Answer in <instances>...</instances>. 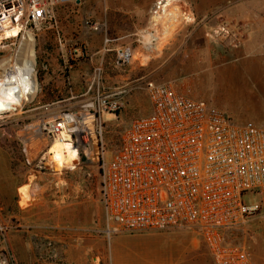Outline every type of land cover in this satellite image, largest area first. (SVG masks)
<instances>
[{"label": "built area", "instance_id": "built-area-1", "mask_svg": "<svg viewBox=\"0 0 264 264\" xmlns=\"http://www.w3.org/2000/svg\"><path fill=\"white\" fill-rule=\"evenodd\" d=\"M53 7L52 0H0V54L25 33L35 37L33 32L49 23L56 26ZM220 30L230 37L229 30ZM58 44L66 64L85 53L81 45L70 48L61 40ZM132 59L131 51L122 48L116 66L124 69ZM102 76L99 66L86 92L89 99L80 109L18 125L16 137L25 156L40 155V142L46 138L51 144L59 140L71 145L78 161L84 158L97 166L108 237L192 229L204 240L214 264H255L247 246L226 235L263 211L261 202L245 199L264 194V127L234 124L218 108L181 93L171 83L147 81L151 112L130 122L108 156L103 116L124 110L126 91L105 92ZM32 105L23 102L0 121L18 110L25 116ZM2 211L0 240L5 243L16 227L2 221ZM8 258L12 260L10 251Z\"/></svg>", "mask_w": 264, "mask_h": 264}, {"label": "rangeland", "instance_id": "rangeland-1", "mask_svg": "<svg viewBox=\"0 0 264 264\" xmlns=\"http://www.w3.org/2000/svg\"><path fill=\"white\" fill-rule=\"evenodd\" d=\"M141 1L147 8L144 17L147 20L144 24L147 28L139 41L132 44V48L136 50L132 62L117 73L103 71L104 90L112 88L115 91H126L124 110L119 115L107 113L103 116L108 156L119 146L120 135L130 122L134 118L150 113L151 104L145 90L147 81L171 83L178 91L187 95L192 91L202 101L224 112L234 124L254 122V115L246 109L250 110L252 104H257L255 100H260L259 97H253L255 96L253 93L259 89L254 83L256 81L245 73L264 72V46L259 45L257 41L247 43L248 32L240 29L244 21H248L247 16L250 13L251 20L264 21V0ZM81 2L80 8L89 10L122 6L131 0H81ZM164 5H167L168 12L173 13L178 12L174 9L178 6L186 15L185 20L175 24L170 35L164 34L169 23L166 20L158 21ZM65 6L77 7L76 0ZM125 7L129 8L130 5ZM221 28L229 30L230 37H227ZM33 33L37 39V33ZM20 41L17 40L15 46L5 50L4 55L0 56V61L11 58L13 65ZM153 46L157 49H146ZM34 54L36 62L39 63L43 57L42 50L36 48ZM15 111L16 109L1 112L0 117L4 114H14ZM17 113L0 121L2 217L5 219L7 216V209L3 206L17 200V187L22 183L35 186L36 189L38 185L50 184L52 190L49 193H56L63 200L62 203L68 199H82L88 193L94 201V212L90 217L76 215V226L85 229L91 239L100 238V256L90 253L87 255L86 263L108 264V260L110 264H114L120 251V246L118 247L116 243L131 234L116 233L109 237L104 234L106 221L101 203V175L98 167L80 158L73 166L59 171L48 157L51 141L46 138L40 142L41 149H38L42 153L29 165L16 137L19 129L16 124L32 119L34 113L30 112L22 117ZM14 119L15 122H10ZM245 200L252 203L261 202L262 213L229 230L226 236L233 243L245 244L255 264H264V194L247 196ZM11 223L17 224L16 218L13 217ZM136 234L161 235V243L154 244L150 254L156 263L170 264L195 257L198 260L199 256H202L200 258L203 264H213L208 248L196 230L180 229ZM180 247L186 249L187 257Z\"/></svg>", "mask_w": 264, "mask_h": 264}, {"label": "crops", "instance_id": "crops-1", "mask_svg": "<svg viewBox=\"0 0 264 264\" xmlns=\"http://www.w3.org/2000/svg\"><path fill=\"white\" fill-rule=\"evenodd\" d=\"M52 1L57 25L49 23L36 35L34 53L36 48L42 50L43 57L39 63H35L34 54L36 94L32 100L34 107L27 110V114H34L27 121L57 118L63 111L80 109L89 99L86 92L91 86L94 70L101 66L103 71H122L116 66L117 52L127 48L134 56L136 50L132 44L139 41L147 28L144 25L147 23L144 18L147 8L141 0H131L122 6L89 10L80 8L81 0H76L77 7L65 6L72 0ZM127 5L130 7H125ZM174 9L186 16L180 7ZM250 14L240 30L248 32L247 43L257 41L264 46V21L251 20ZM60 40L70 48L83 46L84 55L66 64L58 44ZM245 74L256 81L254 83L259 91L254 92L253 97L260 98L259 101L255 100L257 104H252V108L246 111L254 115L256 124L264 126V72ZM105 92L116 91L107 88ZM189 94L185 95L201 100L196 93L189 91ZM10 122H15V119ZM36 157L39 155L27 156V163L31 165ZM25 185L31 189L33 187V194L31 202L22 206L19 189ZM34 188L30 184H20L17 187V200L3 206L7 209V216L5 219L2 217V221L14 225L11 223L14 217L17 224L16 229L9 231L5 243L0 240V264H12V260L16 264H87L88 254L100 256V238L91 239L85 229L76 226V215L90 217L94 212V201L90 194L86 193L82 199H68L62 203L63 200L56 193H49L52 190L50 184ZM124 237L116 243L120 251L114 264H162L154 262L150 257L154 244L161 243V235L131 234ZM180 248L187 257L186 249ZM8 251L12 260L8 258ZM200 257L198 260L196 257L186 258L185 261L170 264H203Z\"/></svg>", "mask_w": 264, "mask_h": 264}, {"label": "bare ground", "instance_id": "bare-ground-1", "mask_svg": "<svg viewBox=\"0 0 264 264\" xmlns=\"http://www.w3.org/2000/svg\"><path fill=\"white\" fill-rule=\"evenodd\" d=\"M161 9L162 13L158 16V21L162 22L166 20V22L169 23L164 34L170 35L175 24L185 20L186 16L180 15L178 12H168L167 5H164ZM153 25L155 26V23ZM34 44L35 38L33 34L30 32L25 33L21 40L15 63L12 65L11 58L0 62V113L14 110L21 106L23 102H31L36 94V82L34 79ZM148 49L157 48L153 46L148 47ZM8 69L11 71L8 72ZM48 154V157H50L49 159L59 171L73 166L74 163L78 161L76 150L72 148L71 145L59 140L52 142ZM32 189L28 185L19 189L20 203L22 206H26L31 200L33 194Z\"/></svg>", "mask_w": 264, "mask_h": 264}, {"label": "trees", "instance_id": "trees-1", "mask_svg": "<svg viewBox=\"0 0 264 264\" xmlns=\"http://www.w3.org/2000/svg\"><path fill=\"white\" fill-rule=\"evenodd\" d=\"M1 55H4V53H1L0 56H1ZM20 124H22V122H20V123H18V124H16V125L18 126V125H20ZM10 126H12V125H10ZM83 159H84V158H83Z\"/></svg>", "mask_w": 264, "mask_h": 264}, {"label": "water", "instance_id": "water-1", "mask_svg": "<svg viewBox=\"0 0 264 264\" xmlns=\"http://www.w3.org/2000/svg\"><path fill=\"white\" fill-rule=\"evenodd\" d=\"M35 67V66H34ZM35 82H36V85H37V79L35 78Z\"/></svg>", "mask_w": 264, "mask_h": 264}]
</instances>
